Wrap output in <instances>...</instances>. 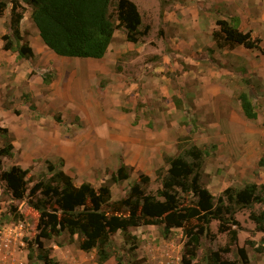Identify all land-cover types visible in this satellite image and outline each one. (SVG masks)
<instances>
[{
    "label": "rangeland",
    "instance_id": "1",
    "mask_svg": "<svg viewBox=\"0 0 264 264\" xmlns=\"http://www.w3.org/2000/svg\"><path fill=\"white\" fill-rule=\"evenodd\" d=\"M133 1L142 15L141 30H144L146 26L150 29L137 43L139 48L121 53L118 63L123 65L127 61L133 73L138 72L134 69L136 67L140 69L144 65L149 67L151 77L148 79L147 99L144 102L143 100L134 102V90L130 88L132 85L122 86L124 90H121L118 83L114 82L111 73L104 72L105 75H101L98 81L94 80L92 83L89 78L82 77L81 68L98 67L100 63L107 66L103 62L89 64L92 61L89 60L90 58H68L59 55H57V60H48L42 56L44 49H36L39 52L38 57L35 59L34 53L32 57L35 59L34 62H26V58L21 57L14 60L18 54L17 50H10V54L7 55L0 45V125L10 130L14 145L17 137L13 134V130L20 134L18 140L21 139L20 142L26 144L27 148L25 153L23 149H16L12 157H4L5 168L9 169L13 164L28 168L30 173L27 179L30 185L47 173L48 159L36 155L39 153L42 156L54 158L57 156L61 141L56 137V129L51 132L53 124H59L65 134H71L72 131L78 134L87 123L91 129L101 124L100 131L109 133L106 145L111 150L115 149L122 144L124 133L113 118L109 119L108 112L105 110L129 113L134 105L136 110L144 109L147 120L150 121L147 126L150 128L158 131L164 129L170 133L169 139L175 131L177 142L173 145L176 146L174 156L180 153L179 147L188 148L192 144L209 150L210 154L205 156L202 183L215 195L216 199L228 187L243 188L250 183L264 184V168L258 164L260 157L264 155V55L256 49H247L239 44H229L223 39L220 40L222 42L220 46L213 37V31L219 29L216 20L225 18L238 23L244 31H255L254 35L261 37L264 43V18L259 22L254 20L255 16H264V0H247L246 3H240L239 6L245 8L242 19L235 13V9H231L225 2L206 0L207 3L209 2L211 14L205 16L207 20L200 19L199 22L186 21L180 15L176 16L179 8L176 1L166 3L164 0ZM116 4L117 0L113 3L111 11H115ZM10 12L11 5L4 16H10ZM30 12L31 8L26 6L21 43L27 44L29 36L35 34L36 31L40 35L31 19ZM9 24L10 22L6 25L9 30L8 34H11ZM118 30L126 33L123 28ZM114 55L115 50L112 49L108 59ZM31 66L45 69L43 75H47L54 83L51 92L57 94L58 101L66 96L70 97L73 105L78 109L57 110L55 106L57 100H55L48 103V107L53 108L47 107L45 110L41 106L44 102L38 100L39 95L48 97L50 93L43 92L44 89L47 91L44 84L34 82L35 76L29 71ZM86 72V70L83 71V73ZM29 87H32V91ZM85 88H88V93L94 90L95 98L99 100L103 109L94 104L92 106L84 104L83 107L82 104L78 106V103H74L75 101L80 102ZM126 88L129 90H125ZM141 88L144 87L141 86ZM242 91H246L253 99L259 113L258 119L249 120L244 115L238 99ZM225 95L228 99L223 97ZM174 96L181 99V108L175 105ZM195 100L201 101V106L204 105L202 111L199 110ZM81 101L84 103L82 99ZM85 108H88L87 123L84 116ZM59 117L61 123L57 121ZM134 121L135 124L138 122L137 116ZM177 122L179 125H176ZM216 124H221L216 130H220L222 137H227V139L222 141L215 139L217 133L211 125ZM209 136L215 142L209 139ZM7 138V134L0 130V146L5 144ZM259 140L260 144L255 145L254 142ZM29 143H34L39 150L31 151ZM57 146H59L58 149H56ZM74 151L73 161H70L72 164L74 162V169H71V166L69 169L74 174L72 177L76 185L90 181L94 186L100 187L108 181L113 169L116 168L115 164L109 165L111 168L106 171L98 169L97 172L87 167L83 173L79 171V164L86 162L81 152L82 149L77 145ZM31 153H37L33 160L32 157H25V154L30 155ZM62 160L65 167V160L61 156L54 163L61 166ZM113 160L116 161L111 158L110 162L112 163ZM129 166L132 168L130 178L111 184V188L114 189L113 199L125 197L131 186L139 180L140 173H143L137 170L136 166ZM168 167L169 164L165 161V164L159 168H163V172L166 173ZM160 187L161 181L156 173L151 177L147 191L156 194ZM189 199L192 201L193 198L190 196ZM263 206L256 204L255 209L258 210ZM12 208H16L19 214L24 215L23 220L13 219ZM236 216L243 226V229L239 230V235L243 233L245 237H250L249 232L245 233L246 226L250 223L249 210H242ZM38 218L39 213L31 208L26 200L13 199L11 193L6 190V184L0 182V230L7 222L23 223L22 238L26 247L32 249L33 261L40 253L37 248L38 239H41L46 249H50L49 245L53 240L56 242L72 240L68 231H64L63 236H54L50 239L40 238ZM233 228L237 227L233 226ZM211 229L213 237L203 239L196 259L201 264H205L203 260L212 250H217L228 241V236L218 231L217 221L211 223ZM130 232L133 234L132 230ZM134 235L138 237V234ZM170 237L173 238L176 246L181 247V251H178V255L181 256L186 241L182 230H174ZM113 239L114 255L122 257L125 264H149L150 243H141L138 239L133 247L132 241H127L121 232H117ZM150 242L154 245L156 243V241ZM244 242L250 245L252 240L248 238ZM115 256L108 260V264L117 263ZM227 257L235 258L236 249Z\"/></svg>",
    "mask_w": 264,
    "mask_h": 264
},
{
    "label": "trees",
    "instance_id": "2",
    "mask_svg": "<svg viewBox=\"0 0 264 264\" xmlns=\"http://www.w3.org/2000/svg\"><path fill=\"white\" fill-rule=\"evenodd\" d=\"M115 1L0 0V17L5 15L11 5V34L2 36L3 49L17 50L21 58L33 57L34 51L29 43H21V21L28 6L31 8V19L43 41L57 55L68 58H104L118 29L123 28L127 40L133 43H138L150 29L146 26L141 30L142 15L133 0H117L115 11H111ZM168 1L175 0H164L165 3ZM216 24L219 29L213 31V37L220 46V40L223 39L229 44L256 49L264 55L262 38L253 35L251 30L244 31L238 23L225 18H218ZM44 80L50 82L47 75H44ZM238 99L246 118L258 119L259 113L250 94L242 91ZM173 100L178 108L182 107L179 97L174 96ZM31 108L35 109L33 106ZM57 121L62 122L60 117ZM0 130L8 136L5 144L0 146V182L6 184V190L13 199L26 200L39 213L40 238L50 239L64 231H68L71 238L78 235L79 248L87 252L96 250L98 263L105 264L115 256L113 236L117 232H121L127 241H132L134 247L139 239L130 232L134 228L158 226L166 238L174 230L181 229L186 239L181 264H201L196 259L203 239L213 237L211 223L217 221L218 231L226 234L228 241L217 250H212L203 262L251 264L246 248L239 245V230L243 226L236 215L248 209L249 219L256 225L255 230L264 233V208L255 209L256 204L264 205V184L228 187L216 199L202 183L205 156L210 154L209 150L197 144L188 148L179 147L178 155L165 156L169 164L167 172L164 173L163 168L156 172L161 181L156 194L147 191L151 177L140 173L139 180L131 186L125 197L113 199L111 184L130 178L132 168L129 165L122 163L106 183L96 187L88 181L76 185L74 178L64 169L63 160L61 166L48 160L47 173L30 185L27 179L30 173L28 168L19 164L5 168L4 157L14 155L15 145L10 130L1 125ZM258 164L264 167V155ZM11 214L15 221L24 218L16 208H12ZM261 243H264V236ZM37 246L40 253L36 260L43 264H58L41 239L37 240ZM235 249L236 257H227ZM28 255L33 260L30 247ZM115 258L116 264H125L122 257Z\"/></svg>",
    "mask_w": 264,
    "mask_h": 264
},
{
    "label": "crops",
    "instance_id": "3",
    "mask_svg": "<svg viewBox=\"0 0 264 264\" xmlns=\"http://www.w3.org/2000/svg\"><path fill=\"white\" fill-rule=\"evenodd\" d=\"M175 1L177 2V5H179L176 16L180 15L183 20L199 22L200 19H202V21H205L207 20L205 16L211 14V9L210 6L208 5L209 2L207 3L206 0H175ZM217 1L225 2V4L229 6L231 9H235V13L239 16V18L240 17L241 19L243 18L242 13H244L245 8H242L243 6L240 7L239 4L246 3L247 0H214L213 2H217ZM262 18H264V16L259 15V16H255L254 20L255 22H259ZM9 20H10V16L0 17V41H1L0 45L2 48H3V40H1V37L4 34L8 33L9 31L8 26L6 25L8 22H10ZM21 32L23 35L24 33L23 19L21 21ZM254 32L255 31H252L253 35L255 34ZM28 43L35 53L34 55L35 59L38 57L39 54V52L36 49H44L42 56H45V59L53 60V61L57 60L58 58L57 54L47 47L41 35H38L37 31L35 34L33 35L31 34L29 36ZM138 48L139 47L137 43L129 42L127 40L126 33L117 30L115 32L114 40L110 46L111 51L112 49L115 50V55L110 59H108V55L111 52L109 49L107 55L104 58L89 59L92 60L90 61L89 64H96L95 62L97 63L103 62L107 66H104L102 63H100L98 67L88 66L87 68H81L82 77L89 78L91 80L90 82L92 83V81L94 80L98 81L101 75H105L104 72L108 74L111 73L112 77L114 78V82L118 83V86L121 90H124L122 86L125 87L126 85L129 84L132 85V87L130 88L134 90V94H133L134 102H137L138 100H143L144 102L145 99H147L146 87L149 81L148 79L149 77H151V74L148 71L149 67L145 65L142 67V69L136 67L134 69L138 70V72L133 73L132 71L133 69L130 71L129 68L130 64L127 61L123 65L118 63V58L121 53L127 52V50L138 49ZM9 51L10 50H5V54L9 55L10 54ZM18 57H20L19 52L16 55V57H14V60L15 58L17 59ZM34 58H31L29 60L25 58L23 59H25L26 62H34L35 60ZM59 69L67 70L64 68H59ZM84 70H86L87 72L83 73ZM29 71L33 73V76H35L34 82L38 84H44L46 86L47 91H44L45 90L44 89L43 92L50 93L48 94V97L46 96L43 97L41 96L42 94L39 95L40 98L38 100L44 102L42 103L41 106L45 108V110H47L48 103L50 101H55V100H57L55 101V106L57 107V110L63 109L67 111V110H74V108L76 110L78 109L77 106L73 105L72 99L70 97L66 96L65 98L59 100L61 101V103L58 101V99L56 98L57 94H55V92L54 93L51 92L54 83L51 81L47 83L44 80L43 74L45 69L31 66ZM141 86H143L144 88L142 89ZM29 88H31L30 90L32 91V87ZM125 90H129V89L126 88ZM83 94L84 95L82 96L81 99L84 101V103L81 101V99L80 102L75 101L74 103L76 104L78 103V106L82 104L83 107L84 104L86 106H92L94 104L102 108V105L99 102V100L95 98L96 95L94 90L88 93V88H85ZM223 97L228 99V96L226 95ZM121 100H122V96L120 98V102ZM195 102L198 105L199 110L202 111L204 105L201 106L200 104L201 101L195 100ZM70 104L72 106H69ZM48 108H53V107L50 106ZM88 108L87 109L85 108L84 110L85 112L87 111L86 113L83 111L86 119V123L88 122ZM132 108L133 110L129 113L127 112L123 113L120 112L119 110H105L106 112H108L109 119L113 118L116 124L121 127L124 133V137H123L124 140L122 144L118 147H115V149L111 150L106 145L107 139L109 137V133L108 131H100L102 129L101 124H98L97 126H95L96 128L91 129L87 123V125L83 126L81 131H79L80 133L78 132V134H74V131H72L71 134L70 133L65 134L64 129L61 130L59 124H53L51 125V127L53 126V128H51V132H53L56 129L55 132L56 137H58L59 140L61 141V146H60L61 148L59 149L57 156L54 158L46 155L42 156L39 153L38 154L31 153L30 155L25 154V157L26 156H27L26 158L32 157L33 160V158L35 157L34 155L37 154L36 156L44 157L47 158L49 161L56 162L57 158L61 156L65 160L64 168L66 172L71 176H73L74 174L70 171L69 168L71 166V169H74V162L72 164V162L70 161H73L72 159L73 151L74 148H76V146L78 145L82 149L81 152L83 153V158L86 159V162H84V164L82 165L81 163L79 164L80 172L86 170L87 167H89L90 170H92L93 172L94 171L97 172L98 169H103V171H106L108 168H111L109 167V165L112 166L114 164L116 168L115 169L112 168V169L113 172H115L118 170L119 166L122 163H125L127 165L136 166L137 170H141L143 171V173L153 177L156 174L158 168L165 164V156H166L165 154H167L168 156H174V154L176 153V146H173L177 142L175 131L174 133L171 134L172 137L169 139L168 135H170V133H168L164 129L158 131L147 126V124L150 121L147 120L146 113L145 111H143L144 109L136 110L134 105ZM39 109L41 110V107ZM136 116L138 117V122L135 124L134 120ZM176 125H179V122H177ZM220 125L221 124L211 125L213 126L212 127L213 130L217 133V136L215 137L217 141H222L224 139H227V137L224 136L222 137V133L220 132V130L219 131L216 130ZM88 131H90V133ZM13 132H14L13 134H16L17 137L15 138V150L23 149L25 153V150L27 149L26 144H22L20 142L21 139L18 140L20 134H18L14 130ZM209 139L215 142V140L211 136H209ZM260 142H261L260 140L255 141L254 144L259 145ZM29 146L31 148V151L39 150V147L35 146L34 143H29ZM58 147L59 146H57L56 149H58ZM111 158L115 159L116 161L113 160L111 163L110 162ZM112 193L114 194L113 188H112ZM249 222L250 223H248L246 226L247 231H245V233L249 232L250 237H245V235L241 233L239 235L240 246L246 248L251 264H264V243H261V239L264 236V233L255 230L256 225L252 220H249ZM132 232L133 234H138V238L140 239L141 243L142 242L150 243L151 249H150L149 261H148L149 264H159V261L163 259L165 260L180 256L178 255V251H181V247L179 248L178 246L175 245L173 238L171 237L166 238L161 232L160 227L141 226L134 228ZM23 234H24V224L16 223L14 221L7 222L5 226H3V228L0 230V236L13 239L14 248L17 256L16 259L23 261L24 264H43L42 262L40 263L39 260L33 261L29 259V255H28L29 249L26 247L25 242L22 238ZM60 236H63V234H61ZM248 238L252 240L253 242V244H251L252 246L247 245L246 242H244L247 241ZM71 239L72 240L68 242H63V241L56 242L53 240L49 245L51 252L50 255L58 262V264H99L97 261L96 250L87 252L80 249L78 245V235H74ZM150 241H156L155 245ZM259 246H261L262 248L258 249ZM105 264H108V261Z\"/></svg>",
    "mask_w": 264,
    "mask_h": 264
},
{
    "label": "built area",
    "instance_id": "4",
    "mask_svg": "<svg viewBox=\"0 0 264 264\" xmlns=\"http://www.w3.org/2000/svg\"><path fill=\"white\" fill-rule=\"evenodd\" d=\"M16 257L13 239L0 236V264H24ZM159 264H181V257L163 259Z\"/></svg>",
    "mask_w": 264,
    "mask_h": 264
}]
</instances>
